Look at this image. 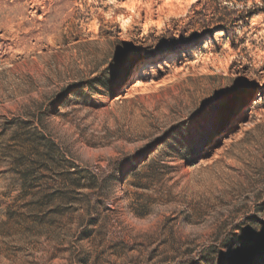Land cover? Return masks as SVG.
<instances>
[{"label": "rangeland", "instance_id": "rangeland-1", "mask_svg": "<svg viewBox=\"0 0 264 264\" xmlns=\"http://www.w3.org/2000/svg\"><path fill=\"white\" fill-rule=\"evenodd\" d=\"M198 1L0 0V264H264V12Z\"/></svg>", "mask_w": 264, "mask_h": 264}, {"label": "trees", "instance_id": "trees-1", "mask_svg": "<svg viewBox=\"0 0 264 264\" xmlns=\"http://www.w3.org/2000/svg\"><path fill=\"white\" fill-rule=\"evenodd\" d=\"M203 1L205 2L204 11L198 15L201 16V27L203 37L213 36L215 33L224 32L227 38L233 43L236 42L237 32L242 30L250 24L255 16L264 12L263 8H254V10H248L244 14H237L229 10L227 5H235L238 2L246 3L247 0H199L196 5H200ZM264 4V0H261ZM197 7V6H195ZM211 16H213L211 18ZM208 17L211 19L209 20ZM151 153V152H150ZM148 153V154H150ZM151 160L150 162H153ZM148 162V157H144L140 164Z\"/></svg>", "mask_w": 264, "mask_h": 264}, {"label": "bare ground", "instance_id": "bare-ground-1", "mask_svg": "<svg viewBox=\"0 0 264 264\" xmlns=\"http://www.w3.org/2000/svg\"><path fill=\"white\" fill-rule=\"evenodd\" d=\"M222 32H219L217 34H221ZM149 77L145 78H139L136 79L132 84L131 88H134L136 90H144V88L151 82V80L148 79Z\"/></svg>", "mask_w": 264, "mask_h": 264}, {"label": "snow or ice", "instance_id": "snow-or-ice-1", "mask_svg": "<svg viewBox=\"0 0 264 264\" xmlns=\"http://www.w3.org/2000/svg\"><path fill=\"white\" fill-rule=\"evenodd\" d=\"M166 2H167V0H166ZM148 6L150 7L151 5H148ZM124 7L127 8V7H128V4L125 3V4H124Z\"/></svg>", "mask_w": 264, "mask_h": 264}]
</instances>
